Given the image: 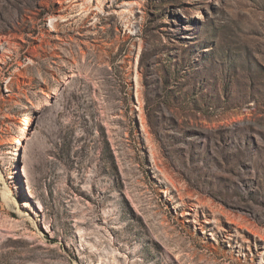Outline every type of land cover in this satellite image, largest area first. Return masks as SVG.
<instances>
[{
	"label": "rangeland",
	"instance_id": "1",
	"mask_svg": "<svg viewBox=\"0 0 264 264\" xmlns=\"http://www.w3.org/2000/svg\"><path fill=\"white\" fill-rule=\"evenodd\" d=\"M0 264H264V0H0Z\"/></svg>",
	"mask_w": 264,
	"mask_h": 264
},
{
	"label": "bare ground",
	"instance_id": "2",
	"mask_svg": "<svg viewBox=\"0 0 264 264\" xmlns=\"http://www.w3.org/2000/svg\"><path fill=\"white\" fill-rule=\"evenodd\" d=\"M31 111H32V109H31ZM28 116V115H27ZM27 124L29 123V121H30V116H28L27 117ZM27 129V125H26V127H25V130ZM19 139V138H18ZM21 139H19V141H18V143H20L21 144V141H20Z\"/></svg>",
	"mask_w": 264,
	"mask_h": 264
}]
</instances>
